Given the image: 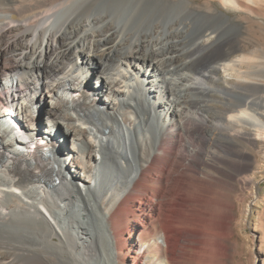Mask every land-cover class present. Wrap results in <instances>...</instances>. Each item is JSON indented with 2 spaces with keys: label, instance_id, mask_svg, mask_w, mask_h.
<instances>
[{
  "label": "bare ground",
  "instance_id": "6f19581e",
  "mask_svg": "<svg viewBox=\"0 0 264 264\" xmlns=\"http://www.w3.org/2000/svg\"><path fill=\"white\" fill-rule=\"evenodd\" d=\"M195 2L0 0V264L222 263L254 177L209 161L264 143V100L217 84L244 75L239 28Z\"/></svg>",
  "mask_w": 264,
  "mask_h": 264
},
{
  "label": "rangeland",
  "instance_id": "374dc122",
  "mask_svg": "<svg viewBox=\"0 0 264 264\" xmlns=\"http://www.w3.org/2000/svg\"><path fill=\"white\" fill-rule=\"evenodd\" d=\"M208 1L209 0H196L195 5L201 7V9L210 5L215 13L224 10L227 11L232 17L233 24L239 28L238 37L243 49L234 53L231 58L232 60H245L241 66V72L244 74L242 77L235 74L232 79H226L223 73H221L219 74L221 81L217 84L232 88L236 83H241L243 87H247V91L243 90L240 92L246 97V100H251L252 98V100L254 99L256 101L257 104L251 108L260 113L262 108L259 103L264 100V0H258V2L255 3L252 2L248 5L251 7L250 9L230 7L226 9L222 6L221 0L209 1L212 3ZM250 64L257 66H251ZM259 68L261 69L259 70ZM197 72L198 71H192L191 76L198 77L199 75ZM90 92L95 94V91ZM95 96L97 97V95ZM246 100H235L230 97L227 98L225 95L213 94V98L208 101V105L221 115H229L228 112L232 110L233 105H239L242 109H245ZM188 108L189 111L191 110L190 113H192V115L203 114V112L193 104L188 105ZM43 112L44 111L39 113V120L45 118L44 114H46V111ZM205 114L206 113H204V115ZM237 143V149L236 147H227L225 149V147L223 148L221 145H217L216 150L219 152L218 158L220 160L209 161V164L213 167V170L210 172L214 176L226 181L230 180L228 178L229 175H232L234 178L238 177L241 181L254 177L251 184L240 186L237 193H235L236 196H238V194L242 195V201H237L234 233L233 236L225 241V255L221 264H264V143L259 142L256 147H252L247 142L240 139H237ZM59 158L57 154L56 159L58 161ZM225 159L227 161H225ZM241 168H245L248 171L241 175L239 172ZM233 184H235V182ZM156 238H158V236ZM150 239L151 238H149V240ZM51 261L54 264L58 263L57 259L53 257ZM147 261L151 264L153 259L151 258Z\"/></svg>",
  "mask_w": 264,
  "mask_h": 264
}]
</instances>
